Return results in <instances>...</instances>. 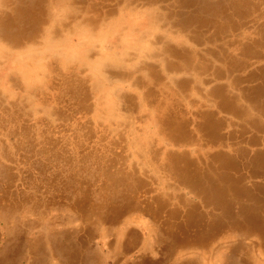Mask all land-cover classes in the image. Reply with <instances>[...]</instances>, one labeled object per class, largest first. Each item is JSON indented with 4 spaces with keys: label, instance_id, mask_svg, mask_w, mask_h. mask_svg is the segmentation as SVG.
<instances>
[{
    "label": "bare ground",
    "instance_id": "1",
    "mask_svg": "<svg viewBox=\"0 0 264 264\" xmlns=\"http://www.w3.org/2000/svg\"><path fill=\"white\" fill-rule=\"evenodd\" d=\"M59 17L65 19L60 27ZM84 22L90 44L103 33L113 36V48H89L84 55L100 68L101 83L88 87L100 89L97 102L107 94L119 99L103 111L125 113L126 149L117 140L118 124L107 129L116 134L110 143L105 127L96 139L85 130L86 140L97 143L91 151H83L79 140H57L48 127L33 132L42 122L28 124L20 104L5 98L2 81L8 90L22 89L23 74L50 51L38 47L70 49L74 34L80 44L83 33L77 29ZM1 40L6 45L0 44V130L12 145L0 143V150L15 149L23 166L14 174L0 160V264H51L43 241L52 244L53 264H98L91 253L99 225L125 229L123 251L132 253L138 235L126 227L129 213L151 221L167 217L166 229L148 228L162 259L146 256L132 264H167L195 249L207 259L220 253L225 264H248L243 240L255 238L264 247V0H0ZM124 83L134 91L117 90ZM80 84L83 100L87 93ZM48 102L42 94L41 103ZM92 109L84 103L77 112ZM165 142L195 147L194 157L164 153L162 167L166 186L187 189L188 200L175 193L159 197L165 181L149 183L135 167L105 169L130 159L156 161ZM9 153L4 150L3 157ZM172 199L184 210L170 207ZM29 233L35 234L30 244Z\"/></svg>",
    "mask_w": 264,
    "mask_h": 264
},
{
    "label": "rangeland",
    "instance_id": "2",
    "mask_svg": "<svg viewBox=\"0 0 264 264\" xmlns=\"http://www.w3.org/2000/svg\"><path fill=\"white\" fill-rule=\"evenodd\" d=\"M34 14H37V12H35ZM59 16H61L60 13ZM64 20L65 19H63L62 17H59L56 21L57 26L60 27V24L63 23ZM85 25L86 24L84 22L79 27V29H77V33H83V38L80 44L79 39L75 38V34L69 35L70 39L68 38V40H70L71 43H74L75 45L70 49H65L62 46L58 47V45L49 46L58 49L56 51H53L52 48L46 47L47 43L41 47H38V49L40 50H45V48H47L50 49V51L42 54L44 55V57L35 59L33 65H31L32 67L30 66V69H28L27 72L23 74L25 78L22 80V82L24 83L22 89L19 90L11 88L10 90H8L7 84L5 83V81H2L3 91L6 96L5 98L12 101L15 100L20 104L19 109L21 111V115L25 118L27 117L28 124L35 125L38 122H42L37 124L40 125V131L37 129L38 127L33 126V132H39V134H42V129L48 127V132L52 133V136L57 140L62 142L68 141L70 145H72V142H77L79 140L83 142V151H91L97 147V143H95L94 140H86L85 130H89V133H91L94 139H96V137L99 136V133H101L103 127H105L106 131L109 133L107 129H112L114 125L118 124L119 135L117 137V140H120L121 142L119 143L121 145L124 144V149H126L124 143L126 139V132L124 131L123 123H121L123 121L122 115H124L125 113L117 111L115 114H113L111 112L108 113L109 111H107L106 113L103 111L104 106H117L119 103V99L114 95L107 94V96L104 97L101 103L97 102L98 93L101 95V92H99L100 89H94L91 91L88 87H90V85L95 86L101 83L100 78L97 76V73L100 72V68L93 67L95 66V63L90 65V60L94 61V59H92L91 56L84 55V52L89 48H92L93 50H98L100 48L109 50L113 48V36L111 34L103 33V35H100L101 41L90 44L89 37L91 36V32L85 27ZM5 42L6 41L1 40V46H3ZM27 63L30 62L28 60L24 61L25 65ZM68 77H72V81H70ZM80 81L82 82V84H80ZM79 84L80 86H83V94L87 93V100L85 99V97H83L82 100L81 93L78 91ZM117 90L122 91V93H130L134 91L133 88H131L127 83L118 85ZM233 93H236V91H233ZM42 94L47 95L50 102L46 104L41 103ZM65 94L66 96H64ZM60 95L63 97V99H60ZM84 103L93 107L92 111L89 114H81L80 112H77V109L84 106ZM119 109L121 110L120 107ZM149 110L151 109H145L144 114L146 116H148V114H151L149 113ZM63 116H66V118ZM141 124L143 125V123ZM136 127L138 131L137 133L140 134L141 128H139L138 123L136 124ZM45 135L46 134H43V136L41 137H45ZM109 138V143L111 139L116 140V134L113 133L111 135L109 133ZM6 141V137L0 130V143L5 144ZM7 144L12 145L10 141H7ZM152 146L156 145L152 144ZM161 147V153L163 155L161 154L156 161H152V157H143V159L139 160L130 159V161H119L116 166L112 164H105V169L113 171L117 168L122 169L123 167H126L129 168L130 172H132L135 167L139 169L140 174H143L142 177L149 183H155L157 178L161 179L162 182L165 181L157 190L156 194L159 197L169 198L173 196V193H175V195L181 196L182 199H190L192 195L187 189L183 187L171 189L166 186L168 182L167 173L162 170V167L165 165L164 160H166V156L164 155V153L178 155L181 152H185L188 156L194 157L195 147L179 148L172 146L170 143L166 142L161 144ZM6 149L10 153L8 154V156L3 157L4 150ZM132 149L135 148L132 147ZM1 150L3 152V155L1 154ZM1 150L0 160L4 165H7L11 168L12 173L16 174L17 169L15 168H21L23 166L21 160L19 159V155L16 154V150L6 146H1ZM114 151L115 154H122L118 146ZM159 167L162 171L159 170ZM152 170H155V172L151 173ZM101 175L103 176L105 175V173L102 172ZM114 180H116V176ZM174 190L176 192H174ZM123 194L124 197H131V193ZM168 202L170 203V207H179L180 211L184 210V208H182L180 204L179 206H176L177 202L175 200L172 199ZM196 203L198 204V200H196ZM199 209L202 210L201 208ZM128 216L133 218L130 222ZM86 217L87 219L90 218L89 213H87ZM125 217L127 220L126 227L132 229V231H135L137 233L135 235H138L136 250L132 253L123 251L122 245L126 237L125 233L127 232L125 231V229H122L121 227L111 228L108 227V225H99L98 231L92 232L94 243L92 246L93 251L91 254L94 253L95 256V258L93 259L96 260L97 257L98 264H132L135 261L139 262L142 257L146 256L155 261L161 260L162 253H159L155 250L157 249V244L155 243V234L153 231L148 232V228L151 230V226H156L166 229V225L163 222V220H167L166 215H163L160 220L156 219V221H151L148 215H141L138 213L134 215L133 213H129ZM90 220L93 221L94 219ZM8 225L11 226L12 224ZM83 227L86 226L83 224ZM118 230H122L123 234H117L116 232ZM109 233H114L115 235L113 237H109ZM28 238V241L33 240L35 238V234L29 233ZM243 242L249 248L247 255V259L249 260L248 264H264V247L259 248V246L257 245V240L255 238L244 239ZM50 243L51 242L48 241V244L46 245V243L43 242V256L45 260L53 264L54 262H56V259L53 255L52 244ZM150 248H152L153 251H150ZM95 252H97V256ZM189 252L191 251H188L185 257L182 255H175L173 257H170L167 264H180V262L184 261V259H187L188 262L195 261L197 264H225L226 262L225 256L220 253L209 255L211 258L207 259V257L203 254V251L200 249L193 250L191 254H189ZM114 254L116 256V259L114 258ZM100 256L102 259L98 258ZM24 258L27 260L28 255Z\"/></svg>",
    "mask_w": 264,
    "mask_h": 264
},
{
    "label": "crops",
    "instance_id": "3",
    "mask_svg": "<svg viewBox=\"0 0 264 264\" xmlns=\"http://www.w3.org/2000/svg\"><path fill=\"white\" fill-rule=\"evenodd\" d=\"M33 240H34V239H33ZM33 240H30V241H28V243H29V244H30V243H32V242H33ZM43 242H45V241H43ZM42 244H43V243H42ZM42 244H41V245H42Z\"/></svg>",
    "mask_w": 264,
    "mask_h": 264
}]
</instances>
